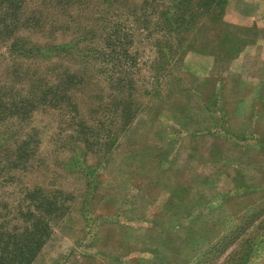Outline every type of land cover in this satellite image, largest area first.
<instances>
[{
	"label": "rangeland",
	"instance_id": "374dc122",
	"mask_svg": "<svg viewBox=\"0 0 264 264\" xmlns=\"http://www.w3.org/2000/svg\"><path fill=\"white\" fill-rule=\"evenodd\" d=\"M198 1L0 0L5 264L15 257L19 264L21 252L31 251L27 264H192L207 257L221 264L239 240L202 256L240 224L247 225L240 239L248 244L239 264H264V127L229 113L227 129L241 139L210 138L200 133L217 117L196 106L184 119L177 108L203 80L186 69L196 53L178 49L188 33H170L171 14ZM251 1L219 0L218 11L233 26L227 14L250 15ZM242 28L235 31L244 41L264 37L262 27ZM250 58L233 70L264 74L259 50ZM225 72L216 73V83L231 87ZM220 101L212 107L223 108ZM186 132L208 138L196 139L192 160L179 152ZM217 150L223 160L207 155ZM157 156L172 167L162 186L138 166ZM183 166L189 174L174 175ZM137 198L141 208L134 207ZM128 201L129 212L103 223L106 208L112 213ZM145 214L154 225L134 220ZM114 217L123 224H113ZM147 235L158 239L159 255L140 252Z\"/></svg>",
	"mask_w": 264,
	"mask_h": 264
},
{
	"label": "crops",
	"instance_id": "0c3cea01",
	"mask_svg": "<svg viewBox=\"0 0 264 264\" xmlns=\"http://www.w3.org/2000/svg\"><path fill=\"white\" fill-rule=\"evenodd\" d=\"M251 2L255 7L254 10L255 13L253 12L250 15L249 14L246 15L243 13L240 14L239 12L227 14L229 22L233 23L234 29L237 30L238 28L243 27L244 30L250 32L251 27L257 26V27H262V29L264 30V0H252ZM255 49L259 50L260 59L262 62H264V37H260V38L258 37V39L254 38V40L250 42L249 39L247 38L244 41V45H242L241 50L234 54L231 53L229 55L226 54V52H224L220 48L218 50H215L210 46L206 49V51L192 50L191 52L196 54H190L188 55V58H186V62H185L186 69L196 77L198 78L201 77L203 83L202 85L200 84L195 88H192L193 92L191 91V93H189L190 95L188 96L189 100L188 101L186 100L185 101L186 104L182 105L181 107L177 105L178 110L181 111L182 114H184L183 116L184 119L185 118L188 119L185 112L186 111L188 112V110H194L196 106H200L201 108L204 107V109L206 108L207 110H209L212 116L217 117L216 120L215 118H212L211 120V121H216V126H213V124H211L210 126L206 125L203 128V132H201L200 134L203 135L207 133V135L210 138H215V137L219 138L222 137V135H225L227 137H233L234 139H241L240 136H235L236 131L233 130V132H231V130L227 129L230 127L228 125L229 123L227 121V117L225 118V115H228L229 113L233 115H237L238 113L240 114L243 113L246 114L247 118L251 117L252 118L251 128L264 127V74L256 75L253 71H251L245 76V74L241 70H233V66H235L234 69L235 68L239 69L241 62L244 63L247 59H249L252 52ZM194 58L198 59V61L195 65L191 66L192 64L189 62L190 61L189 59L193 60ZM224 70L226 71L225 73L227 80H230V77L233 78V80H231L233 81V83H231V81L225 82L229 85L232 84L231 87H227V85L221 86L216 83L218 79L216 73L217 72L221 73ZM219 79L221 80L222 78L220 77ZM227 94L228 96H231V98L228 100H226ZM219 97L220 100L223 101L224 103L223 108L212 107L213 106L212 104L216 103L219 100ZM171 105L175 106L176 104L172 102ZM191 125H193L192 121H191ZM184 136H186L187 139L182 143H180L181 150L179 152L182 154V157L188 160H192V158L194 157V152L196 151L193 149L194 142H196V139L205 141V138L207 137L201 135L195 137L194 134L192 135L187 132L184 134ZM200 153L201 151L196 152V154H200ZM207 155L211 157L220 158L221 160H223L225 157V153L219 152L218 150L210 151L208 152ZM160 157H162L163 160L167 159L163 156V154H161ZM160 157L157 156L156 157L157 162L151 164L148 167L142 165V163L138 164V166L141 167L142 174H145L146 172L147 173L152 172V174H150L151 177L153 179H156V183L158 185L162 186L164 181H166V178H170L167 175L171 174L169 169L171 170L172 167L171 168L168 167V165H166V161L164 164V161ZM188 171H189L188 167L183 166L178 168V171L175 172L174 175H181V174L188 175L189 174ZM188 189L190 190V192L193 191V188L190 185ZM184 190H186L185 187ZM141 199H143L142 196ZM138 201H140L139 198H137V202ZM181 201H183L182 204H184L185 198L182 199ZM129 202L130 201L126 203L125 205L126 207L119 208L118 206H113L112 213L109 210V208H106V210L103 211L102 213L103 219L105 218L103 223L107 224L108 222H110L109 217H111L114 214L116 217H118L120 213H124L125 211L129 212L128 209H132V206L128 205ZM136 204L137 203H135L134 207L137 208H141L144 205L141 202H138L137 205ZM133 211H136V213L139 212L136 209H133ZM116 217H114L111 220V222L113 224L118 225V223H121V221L123 220V217H119L121 219L115 220ZM147 219L148 217H146L145 214V216L143 215L141 218H139V220L138 217H136L134 220L139 221V223L147 222V223H151V225L153 223L154 225L153 216L152 218H149L148 220ZM132 220L133 219H131V221ZM143 239L146 240L147 246L146 248L140 249V252L152 253L153 255H159L160 252H162L161 249L158 247L159 246L158 239H154V237L150 235L143 237ZM137 251H139V249Z\"/></svg>",
	"mask_w": 264,
	"mask_h": 264
},
{
	"label": "trees",
	"instance_id": "16d2710c",
	"mask_svg": "<svg viewBox=\"0 0 264 264\" xmlns=\"http://www.w3.org/2000/svg\"><path fill=\"white\" fill-rule=\"evenodd\" d=\"M218 4L219 0H199L192 7L188 5L186 10L178 8L176 12L171 14V16L175 14L177 15L176 17H174L175 19L173 21H170V33H188L185 37L178 40V49H182V53L187 50L206 51V49L210 46L215 50H218L220 48L229 55L231 53H237L241 50L242 45H244V39L236 35L237 31H235L232 24L224 21V12L218 11V9L220 8L219 6L224 4ZM196 16H202L200 17L202 20H200L198 23L197 20H195ZM203 30L205 31V36L204 34H202L204 38H201L198 41H194L193 34H196L197 32ZM170 43H172V41H169V45H171ZM169 52L171 54V48L168 49V52H166V54H168ZM177 59L179 60V58ZM169 63H175V60H173L171 56H169ZM246 227L247 225H237V227L230 234L222 236V238L202 257H204L205 255L209 256L213 255L216 252L223 251L226 245L239 240L240 243L237 245L238 248L232 249L231 252L226 256L224 261L221 263L239 264L243 259V256L245 255L244 249L247 245L245 246L244 243L248 242V240L244 239V241L243 239H240V232L242 230H245ZM21 253L25 254L24 257L19 258V264H27L30 261L33 252L31 251L28 253ZM208 259L209 258L207 257V260H198L197 263L194 262L192 264H210V259ZM13 262L17 264L16 257L14 258ZM0 264H5V259L2 256H0Z\"/></svg>",
	"mask_w": 264,
	"mask_h": 264
}]
</instances>
